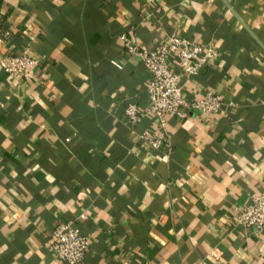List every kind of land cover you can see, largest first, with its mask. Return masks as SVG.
I'll return each mask as SVG.
<instances>
[{"label": "crops", "instance_id": "crops-1", "mask_svg": "<svg viewBox=\"0 0 264 264\" xmlns=\"http://www.w3.org/2000/svg\"><path fill=\"white\" fill-rule=\"evenodd\" d=\"M173 31L220 53L185 98L224 105L161 127L120 37ZM26 52L32 78L0 68V264H71L46 246L60 220L90 236L82 264H264V230L234 221L264 186V0H0V54Z\"/></svg>", "mask_w": 264, "mask_h": 264}, {"label": "built area", "instance_id": "built-area-1", "mask_svg": "<svg viewBox=\"0 0 264 264\" xmlns=\"http://www.w3.org/2000/svg\"><path fill=\"white\" fill-rule=\"evenodd\" d=\"M120 38L125 52L138 57L149 71V111L157 116L161 127L166 125L168 118L184 120L193 110L211 113L222 109L221 94L210 91L201 99L187 100L184 86L180 83V73L188 76L199 74L219 58L220 53L212 43H200L176 31L163 35L156 45L149 48L138 45L130 35L124 34ZM170 56L177 59L179 71L170 62ZM41 61L42 58L33 53L0 54V68L25 78L34 76V70ZM144 114V110L134 102L125 110L130 125L138 124ZM141 137L156 149L168 146L153 131L146 130ZM234 221L250 232L264 230V186L250 195L244 207L237 209ZM46 246L59 258L71 264H82L90 246V236L80 232L72 222L60 220L51 229Z\"/></svg>", "mask_w": 264, "mask_h": 264}]
</instances>
